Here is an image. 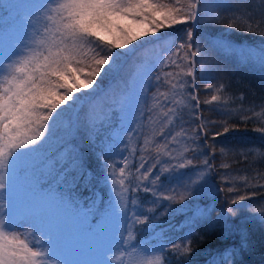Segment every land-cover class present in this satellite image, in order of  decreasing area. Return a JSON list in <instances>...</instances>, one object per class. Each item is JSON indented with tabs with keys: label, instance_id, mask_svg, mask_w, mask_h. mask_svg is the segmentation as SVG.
Listing matches in <instances>:
<instances>
[{
	"label": "snow or ice",
	"instance_id": "snow-or-ice-1",
	"mask_svg": "<svg viewBox=\"0 0 264 264\" xmlns=\"http://www.w3.org/2000/svg\"><path fill=\"white\" fill-rule=\"evenodd\" d=\"M238 7L239 0H49L36 11L17 18L19 29L0 61V264H170L164 255L168 248L166 243L160 242L154 248H146L143 243H136L134 232L137 225L145 226L139 229L141 232L154 231L159 217L170 214L185 215L193 227L206 224L209 231L219 228L221 235L228 238L238 234L239 246L218 253L209 264H239L241 254L251 247L249 230L245 224L253 222L264 225V209L259 215L247 217L237 226L230 217L236 216L239 209L231 205L239 206L254 194H239L240 187L235 184V179L222 177L231 186L221 187L219 191L238 194L231 199L227 212L219 213L213 220V209L185 203L190 199L195 201L205 190L207 171L214 167L208 159L203 160L204 170L200 171L198 178L182 192H177L174 187L165 189L161 180L164 173H173L172 178L177 181L187 175L181 173L177 176L175 173L178 169L192 165L191 159L184 158L185 153L196 152L189 141L194 144L203 137L204 145L215 154L216 147L209 143V138L216 141L223 137L222 143L225 144L230 139H247L235 136L240 132V125L230 123L231 112L242 111L244 114L239 118L244 124L254 118H259L264 124V105L260 106L258 112L255 106L233 109L229 105L230 98L225 95V85L211 82L215 70L214 55L222 51L236 56L241 63L258 65L260 79L264 81V43L259 48L234 46L225 35L194 31L202 24H220L226 25L228 29L256 32L264 36V0H260L259 16L247 10H234ZM179 25L189 27L183 30V36L165 47L164 50L170 54L157 60L159 72H154V65L147 67L133 81L121 105L124 115L126 108L139 105L137 125L128 132V140L131 143L133 132H138L136 139L143 136L144 143L139 149H127L130 154L137 151L141 154V163L136 171L143 169V172L135 178L137 183L132 185L128 179L131 176V172L127 171L128 156L121 158L122 166L118 167L116 162L108 163L114 145H107L104 152V162L109 169L107 179L111 181L112 191L117 198L109 205L107 214L122 215L124 220L119 239L115 236L106 237L103 245L94 252L95 258L92 260H69L67 251L61 247L56 235L32 208H14L12 200L10 207L5 208L12 196L9 192V175L11 173L14 177L13 164L22 154L43 146L47 137L53 134L54 125L63 113L99 94L104 79L118 71L123 61L134 56L144 46L129 47L134 41L149 34L156 36L157 41L163 40L165 36L162 30L174 29ZM158 33L161 35L157 36ZM115 49L127 51L117 52ZM197 66L200 79L205 81V89L213 90L210 99L203 103L215 102L220 105L218 110L229 113L228 119L219 122L202 119L201 100L197 95ZM153 79L155 91L151 92L149 103L147 97ZM165 86L166 89L162 91ZM88 89L92 91L77 95ZM239 99L243 100V96ZM189 101L195 103L190 104ZM186 110L200 121L196 129L185 127ZM217 123L219 127L212 131L211 126ZM144 129L149 131L145 133ZM253 130L264 133V127ZM157 137L160 139L157 140ZM260 141L264 144V136L260 137ZM148 151L156 153V160L146 168L148 158L144 153ZM248 151L264 158V151L259 148ZM220 152L226 154L225 148L221 147ZM204 154L207 155V152ZM161 156L176 160L177 163L161 166L158 173H153ZM68 166L80 169L81 158L70 154ZM221 167L228 168L229 165L225 163ZM259 175L264 178V174ZM149 176H153L152 187L143 185L142 190L151 192L155 199L147 209L148 214H144L138 211L139 205L129 192L140 191L142 182L148 180ZM240 179L245 181L244 187L253 186L251 179ZM158 181L160 184H157ZM256 183L259 184L258 179ZM259 186L264 187V184ZM160 201H168V204L157 213ZM193 208V214L188 216ZM188 236H191V231ZM190 244V239L183 247L173 243L169 250L174 257H185L192 252Z\"/></svg>",
	"mask_w": 264,
	"mask_h": 264
},
{
	"label": "trees",
	"instance_id": "trees-1",
	"mask_svg": "<svg viewBox=\"0 0 264 264\" xmlns=\"http://www.w3.org/2000/svg\"><path fill=\"white\" fill-rule=\"evenodd\" d=\"M234 10H247L259 16L260 0H239V7ZM0 12L3 13L1 0ZM229 14L225 13V15ZM188 27L189 25H179L174 29H165L162 33L165 39L157 41V38H155L145 41L147 43L142 42L138 44L144 46L134 56H129L123 61L118 71L113 72L108 78L104 79L99 94L92 99L83 100L79 105L74 120L75 122L82 123V127L78 129L72 125L71 129L68 130L73 132V136H70L68 132L61 133L60 128L56 127L51 135L52 138L47 137V141L42 147L39 148L37 146L39 149L33 150L35 155L40 154L42 156L41 165H34L32 163L31 166H27L23 164L21 167V169L25 170L23 174L26 176L32 175V179L36 180L40 188L60 197H67L73 203L77 204L79 201V203H83L86 206L85 208L90 209L88 203L94 208L95 202L98 199L97 212H102L104 210V204H106L105 199L108 197L107 183H111L107 179L109 169L106 167L103 158L104 152L107 150V145L112 144L114 135L110 133L113 127L117 125L121 126L119 130L122 129L124 127V120H135L133 117L128 116L126 110V115L122 114V109L117 110L121 108V104L117 106L113 104V110L110 108L109 100H111L112 95L110 96L109 92H112V90L117 91L116 97H121L122 92H125L124 85H126L127 79L135 74L143 64H147V67L154 65V72H158L160 65H158L157 60L164 55L167 56L170 54L164 50L165 47L171 45L173 41L177 40V37L183 36V30H186ZM194 31H207L214 35H225L234 46L245 45L259 48L264 43V36L256 32L249 33L247 31L242 32L236 29H228L226 25L202 24ZM153 41L156 42L153 43ZM115 51L126 52L127 49H115ZM214 61L215 70L211 82L214 84L223 83L225 85V95L230 98V107L233 109H248L250 106H255L258 112L260 106L264 105V81L260 79L259 66L251 63H241L236 56L226 51L216 53L214 55ZM168 70L170 69H165V71ZM196 83L199 89L197 95L201 100L200 109L202 119L205 121L215 120L217 122L228 119L229 113L218 110L220 109V105H217L215 102L213 104L203 103L204 100L210 99L213 90L205 89V81H202L199 76V66H197ZM154 84L155 82L147 97L149 103H151V92L155 91ZM166 87L161 90L164 91ZM108 93L109 97L107 98L106 95ZM101 96L102 98L105 96L106 102H100ZM241 96H243V100L239 99ZM189 103L194 104L195 101H189ZM110 113L111 116L109 117L108 115ZM242 114H244L242 111L231 112L232 119L230 123L234 122L240 125V132L235 134L236 137H247V139H230L225 144L222 143L224 141L223 137L218 138L216 141H211L209 138V143L214 144L216 147L215 154L204 145L203 137L194 144L189 141L188 143L193 148H196V152H187L184 154V158L191 159L192 165H189L185 169H178L175 173L177 176L181 173H186L187 175L179 181L172 178L173 173H164L161 176L165 189L174 187L177 192H182L187 185L198 178L200 171L204 170L203 160L208 159L209 164L214 165V167L207 171L205 178L208 183L205 190L195 201L190 199L185 201V203H194L195 207L203 208L207 206L213 209L211 215L212 219L215 220L219 213L227 212L231 204V199L238 194L236 192L228 193L226 191H219L221 187L226 188L231 186L226 184L222 180V177L235 179V184L240 187L239 194H254L250 200L242 202L239 206L231 205L233 208L239 209L236 216L230 217L231 222L237 226L247 217L259 215L260 211L264 209V187L259 186L260 184H264V178H261L259 175L264 174V158L258 157L254 152L248 151L253 148H259L261 151H264V144H261L260 141V137L264 136V133L253 130L257 127H264V124L260 122L259 118H254L253 120H249L247 124H244L239 118ZM146 115L147 113H145ZM64 118L60 117L58 121ZM185 119L187 120L185 127L189 129H196L200 123V121L195 120L194 116L188 110L185 111ZM145 123H147L146 120ZM134 124L135 122L131 125L132 129L136 128L137 124ZM91 127L95 130L93 135L90 133ZM218 127L219 123L212 125L211 130L215 131ZM148 131V129H144L145 133ZM128 132L120 131L119 135L116 136L119 141L124 139L122 142L124 146L128 145L129 149L130 147L139 149L143 145V136L137 140L136 136L138 132H133L132 141L129 143ZM55 137L66 138L62 144L56 145L58 142H56ZM156 139L159 140L160 137ZM85 144L88 145L85 146ZM197 145L199 146L197 147ZM71 147L75 155L81 158L82 167L80 169H67L65 167V162L68 163L67 156ZM221 147L225 148L226 154H221ZM62 152L66 153L62 155ZM205 152H207V155L204 154ZM242 153H246L247 155L245 156ZM140 155V152L137 151L129 157L130 165L127 171L131 172V176L128 179L132 180V185L137 183L135 178L143 172V169L140 172L136 171L141 163ZM144 156L148 158V163L145 165L146 168L155 163V152H145ZM44 162H46L47 166H44ZM113 162H116L118 167L120 166L119 160L113 155L112 149L108 163L111 164ZM176 163V160H170L166 156H161L160 162L156 163V167L153 169V173H158L161 166ZM225 163L229 165L228 168L221 167ZM41 167H43V170L39 171L38 175L35 174L37 172L31 170V168L33 170H39ZM241 177L251 179L253 186L244 187L245 181L240 179ZM152 179L153 176H149L148 180L142 182L141 190L134 192L132 195L139 205L138 211L144 214H148L147 209L152 206V201L155 197L152 196L151 192H144L142 188L143 185L152 187ZM257 179L259 180V184L256 183ZM157 184H160V181ZM167 204L168 201H160L157 213L162 211L163 207ZM173 207H180V205H173ZM194 210L193 208L187 215L191 216ZM144 227L143 225L136 226L138 240L145 243L150 249L157 246L160 242L166 243L168 248L165 249L164 255L168 258L170 264H209L213 256L224 252L225 249L238 247L240 242L238 234L228 238L221 235L219 228L214 231H209L206 224H198L193 227L188 222L187 217L180 214L159 217L156 221L154 231H139V229ZM245 227L249 230L251 247L248 251L241 254L239 264H264V225L248 222L245 224ZM190 231L191 236L189 237L188 233ZM161 237L163 238L162 240ZM186 238L191 240V244L189 245L192 249L191 254L185 257H174V254L169 250L171 245L176 243L183 247L187 243Z\"/></svg>",
	"mask_w": 264,
	"mask_h": 264
},
{
	"label": "rangeland",
	"instance_id": "rangeland-1",
	"mask_svg": "<svg viewBox=\"0 0 264 264\" xmlns=\"http://www.w3.org/2000/svg\"><path fill=\"white\" fill-rule=\"evenodd\" d=\"M48 2L49 0H1L3 13L0 12V61L3 60L4 53L9 49L10 42L19 29L17 18L19 16H23L24 13L36 11L40 6ZM164 30H162V33ZM160 35L161 33L157 34V36ZM155 38L157 37L149 34L147 37H141L140 40L134 41L133 45H130L129 47H133L134 45L136 46L142 42ZM167 56L164 55L160 59H163ZM146 68L147 64H143L135 74L131 75L127 79L126 85H124L125 92H122L121 97H116L117 91L112 90V92H109L110 96L112 95L111 100H109L110 108L112 110L114 107L113 104L115 106L120 104L122 105L126 95L131 90L133 81L138 79L140 75H142V73L146 70ZM154 82L155 81L153 79V83ZM91 91V89L82 90L81 93H77V95H83L85 92ZM109 93L106 95L107 98L109 97ZM102 96L100 101L101 103L105 101V96L103 98ZM78 107L79 105L75 109L63 113L61 117L65 118L61 121H58L54 125L53 131L57 127L60 128L61 133L68 132L70 133V136H73V132H70L68 129H71L72 125L78 129L82 127V123L78 121L75 122L74 120ZM138 108L139 105L134 108H126L125 110L128 116L133 117L135 120H124V127L122 129L119 130L121 126L117 125L116 127H113L110 133L114 135L112 139V144L114 145L112 148L113 155H115V158L119 160V164L123 156L130 157L131 154L127 150L129 149L128 145L126 147L122 142L124 139L119 141L116 135H119L120 131H130L132 129L131 125L134 122V125L137 124L136 112ZM117 110H121V108H118ZM108 116L110 117L111 113ZM90 133L92 135L95 133V130H93L92 127L90 128ZM49 137L52 138L51 135ZM65 138L62 139L55 137L56 142H58L56 145L62 144V142L65 141ZM143 143L144 140L142 141V144ZM87 145L88 144H85V146ZM64 153L66 152H62V155H64ZM70 154H75L72 147L69 149L67 160ZM41 161L42 156L40 154L35 155V152L32 151L28 154H22L21 157L14 162V177L11 173L9 175V183L11 185L9 192L12 196L9 197V201L5 204V208L10 207L11 200L14 208H32L37 213L38 217L44 222L45 226H47L56 235L61 247L67 251L69 260L88 261L94 259V252L103 245L106 237L115 236L117 239H119V232L124 228V220L122 215L111 216L107 214L109 205L113 204L117 199L112 191L111 183H107L108 197L105 199L106 204H104L106 208L104 206V210L102 212H97V206L99 204L98 199L95 202L94 208L89 203L88 206L90 209L85 208L86 206H84L83 203H79V201L76 204L67 199V197L63 198L40 188L36 180L32 179V175L26 176L23 174L25 171L21 169L23 164H26L27 166H31L32 163L34 165H41ZM44 166H47L46 162H44ZM120 166L122 165L120 164ZM65 167L67 169H71L66 162ZM31 170L37 172L35 174L38 175V172L42 171L43 167H41L39 170H33L32 168ZM129 180L132 183V180ZM133 194V192H129L130 196ZM129 207H131V205H129ZM134 232L136 234V243H143L138 240L136 230H134ZM143 246L148 248L145 243H143Z\"/></svg>",
	"mask_w": 264,
	"mask_h": 264
}]
</instances>
